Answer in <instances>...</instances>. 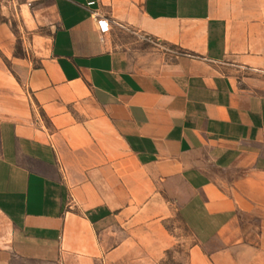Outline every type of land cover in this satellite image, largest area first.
<instances>
[{"label":"crops","instance_id":"0c3cea01","mask_svg":"<svg viewBox=\"0 0 264 264\" xmlns=\"http://www.w3.org/2000/svg\"><path fill=\"white\" fill-rule=\"evenodd\" d=\"M170 216L264 264V0H0V264H148Z\"/></svg>","mask_w":264,"mask_h":264},{"label":"rangeland","instance_id":"374dc122","mask_svg":"<svg viewBox=\"0 0 264 264\" xmlns=\"http://www.w3.org/2000/svg\"><path fill=\"white\" fill-rule=\"evenodd\" d=\"M245 222H250L255 224V220L250 217H244ZM167 230L171 231L172 239H177L180 241L175 242L172 247L164 249L163 253L158 257H152V262L148 264H183V248L181 245V240L185 239L189 243L192 240L188 237L187 233L182 229V227L177 223L173 216L169 217V221L165 223ZM170 235V234H169ZM96 264H108V263H96Z\"/></svg>","mask_w":264,"mask_h":264},{"label":"built area","instance_id":"2783aa9c","mask_svg":"<svg viewBox=\"0 0 264 264\" xmlns=\"http://www.w3.org/2000/svg\"><path fill=\"white\" fill-rule=\"evenodd\" d=\"M95 23L99 32H105L108 29V22L106 20L98 18Z\"/></svg>","mask_w":264,"mask_h":264}]
</instances>
